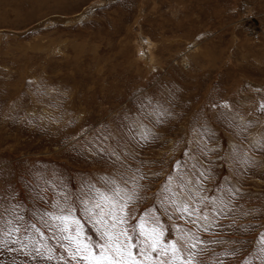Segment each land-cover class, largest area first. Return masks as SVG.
I'll return each instance as SVG.
<instances>
[{"label":"rangeland","instance_id":"rangeland-1","mask_svg":"<svg viewBox=\"0 0 264 264\" xmlns=\"http://www.w3.org/2000/svg\"><path fill=\"white\" fill-rule=\"evenodd\" d=\"M103 2L0 0V185L14 181L8 191L22 194L25 210L35 193L23 186L37 173L53 181L71 178L75 189L82 177L108 170L87 151L98 137L108 136L109 144L120 140L121 148L147 161L145 171L162 168L166 175L177 160L197 167L211 160L215 179L207 183V194L227 179L246 196L221 221L218 235L204 238L254 240L256 232L227 226L232 218L264 224V151L252 146L264 136V115L253 111L264 100V0H110L108 10L83 21L9 34L54 16L80 17L89 4ZM224 100L233 114L259 117V123L241 132L235 127L239 120L233 123L231 115L226 120L220 109L206 107ZM161 106L173 115L156 124L151 114ZM197 113L215 139L201 136ZM140 126L158 138L137 145L130 138ZM198 144L215 151L205 158ZM233 148L252 163H234ZM158 186L159 180L153 189ZM249 209H256L255 216L242 215ZM234 246L212 247L218 252ZM0 259L8 264L10 257Z\"/></svg>","mask_w":264,"mask_h":264},{"label":"snow or ice","instance_id":"snow-or-ice-1","mask_svg":"<svg viewBox=\"0 0 264 264\" xmlns=\"http://www.w3.org/2000/svg\"><path fill=\"white\" fill-rule=\"evenodd\" d=\"M109 4L110 0L89 4L79 20L108 10ZM18 99H13V110ZM206 107L220 109L219 115L226 120L231 115L233 123L239 120L235 127L241 132L259 123V117L247 120L238 111L233 114V105L227 100ZM253 111L264 115V100ZM151 115L156 124H164L173 114L161 106ZM195 120L203 138L215 139L199 113ZM157 138L151 129L140 126L130 139L143 145ZM97 139L99 142L87 151L108 170L82 177L75 189L69 186L71 178L68 182L63 177L53 181L37 173L35 180L23 186L35 193L33 205L25 210L22 194L18 198L16 188L8 191L14 181L0 185V257L7 253L8 264H264V231L259 230L264 224H238L232 218L227 227L245 234L256 232L252 241L204 238V234L216 237L217 229L224 228L221 221L229 219V213L239 208V201L246 196L227 179L212 189L213 195L207 194V183L215 179L211 160H207V167L177 160L165 175L162 168L145 171L148 162L138 160L127 146L121 148L120 140L109 144L108 136ZM252 146L264 151V136L253 140ZM197 147L205 158L215 151L206 144ZM231 159L241 166L252 163L238 148L232 149ZM129 161H136L137 166ZM157 180L159 186L153 189ZM255 214L256 209L242 212L245 217ZM229 243L238 246L218 252L212 247ZM0 264L5 261L0 259Z\"/></svg>","mask_w":264,"mask_h":264},{"label":"water","instance_id":"water-1","mask_svg":"<svg viewBox=\"0 0 264 264\" xmlns=\"http://www.w3.org/2000/svg\"><path fill=\"white\" fill-rule=\"evenodd\" d=\"M78 19H79V16H76L74 19H72L71 17H69V18H57V16H54V17H50V18H48V19H46V20H44L42 22H39L38 24H36L35 26L30 28L29 30H26L23 33H16V34L15 33H9V34L17 35V36H24L25 34H27L29 32L44 28L45 25H50V24H61V25H63L65 23H67V22H72V21L78 20ZM4 33L8 34L6 32H4Z\"/></svg>","mask_w":264,"mask_h":264},{"label":"bare ground","instance_id":"bare-ground-1","mask_svg":"<svg viewBox=\"0 0 264 264\" xmlns=\"http://www.w3.org/2000/svg\"><path fill=\"white\" fill-rule=\"evenodd\" d=\"M104 1V0H103ZM149 43V42H148ZM150 44V43H149ZM150 47V46H149ZM153 49V48H152ZM155 58V57H154Z\"/></svg>","mask_w":264,"mask_h":264}]
</instances>
